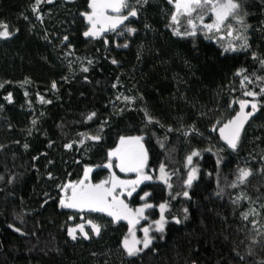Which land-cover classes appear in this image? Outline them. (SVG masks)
Segmentation results:
<instances>
[{"label": "trees", "instance_id": "1", "mask_svg": "<svg viewBox=\"0 0 264 264\" xmlns=\"http://www.w3.org/2000/svg\"><path fill=\"white\" fill-rule=\"evenodd\" d=\"M55 1L41 3L33 12L35 0H0V21L13 33L0 38V264H258L264 260V247L251 245L248 239L255 235L253 229L261 233L258 239H264V96L255 98L258 111L245 123L237 150L226 147L218 127L212 131L217 120L226 122L235 116L240 100H253L245 91L259 93L264 86L256 80L264 77V68L252 58V52L264 58V0L246 2L249 28L244 34L250 48L229 53H223L222 45L230 40L239 44L235 33L172 35L168 25L174 5L167 0H148L143 9L136 5L137 17L99 37L83 35L89 26L80 13L89 11L88 0ZM185 23L181 18V30ZM126 27L137 31L129 34ZM64 36L68 41H63ZM77 61L87 62L88 71L81 70ZM238 69L246 72L237 76ZM243 75L251 83L242 86ZM9 93L10 101L5 99ZM125 96L133 99L125 101ZM145 110L179 131L166 133V128L148 124ZM93 111L96 116L86 120ZM245 111H251L250 104ZM192 125L196 131L189 130ZM80 134L101 139L80 144L84 139ZM121 136H143L149 169L159 172L163 163L172 185L169 189L160 181L141 186L140 193H151L146 200L153 205L152 215L159 213V204H167L168 223L163 237L153 233L149 249L131 258L121 249L128 229L125 220L113 223L103 213L62 208L57 187L82 178L85 166L93 170L92 183L104 178L109 174L104 167L107 153ZM67 143L73 147L66 149ZM194 149L200 155L188 165L186 157ZM193 167L197 179L186 188L183 180ZM240 168L251 169L252 175L233 188ZM184 190L191 199L183 196ZM128 201L133 208L138 203ZM251 207L258 209L257 216L246 221L243 215ZM88 220L102 226L99 236L91 232ZM77 224H84L88 239L78 234L73 241L67 235V229Z\"/></svg>", "mask_w": 264, "mask_h": 264}, {"label": "snow or ice", "instance_id": "2", "mask_svg": "<svg viewBox=\"0 0 264 264\" xmlns=\"http://www.w3.org/2000/svg\"><path fill=\"white\" fill-rule=\"evenodd\" d=\"M49 2H51V0H49ZM167 2L170 5H174V11H172L170 15L172 23L168 25V27L172 29V35L179 38L195 37L199 31H203L207 37V34L213 31L219 33L225 30L228 36H233L235 33V40L239 41V44L230 40L226 46L222 45L223 53L237 52L250 48L248 37L244 34L249 28L246 22V17L249 15L246 7L247 0H167ZM40 3L41 0H36L35 4L32 6L33 12L38 11V5ZM147 4L148 0H135V4L130 3L129 0H88L87 8L89 11L80 13V15L87 20L89 25L87 30L83 32V35L85 37H97L106 30L115 31L118 26L124 25V22L127 21L129 17H137L138 8L136 5H140V9H143ZM181 18L186 22L183 30H181ZM206 18L210 19L211 22H205ZM234 25H239V29L235 28ZM145 27L148 28L150 26L145 24ZM126 31L129 34H133L137 29L134 27H126ZM12 34L13 33L9 30V25L6 22L0 21V38H8ZM45 39H47V37H45ZM63 41H68V36H64ZM105 43H107V41H105ZM124 46L127 47V44ZM70 54L71 53H69V55ZM252 58L254 60L259 59V64L264 68V58H258L256 52H252ZM88 63L91 64V61ZM112 63L116 64L117 61L112 60ZM83 71L87 72L88 68L84 67ZM245 72L246 69H238L236 75L240 76ZM256 80L264 83V77L256 76ZM246 81L251 83L248 75H243L240 81L241 85L243 86ZM0 87H3V85L0 84ZM113 87H116V85L114 84ZM52 88H56L55 81L52 83ZM244 95L253 97V100H240V110L236 112L235 116L228 119L226 122L217 120L216 124L212 127V131H216L218 127L220 139L224 141L226 147L231 150H237L245 123L258 111V104L255 98L258 95L264 96V86L260 87L259 93L249 90L245 91ZM5 99L10 101L11 93H9ZM40 99L43 100V97H40ZM117 99H119V97H117ZM132 99V97H124L125 101ZM249 104L251 105V111L246 112L245 108ZM95 116L96 112L93 111L88 113L85 119L91 120ZM145 116L147 117L148 124L155 123L162 129L166 128V133L174 130L179 131V129H173L171 126L166 127L158 119L152 117L147 110H145ZM33 124H35V121H33ZM189 130L196 131L195 126H190ZM183 134L187 136L189 133L185 131ZM80 135L84 136V139L79 141L80 144H84L85 140L99 141L101 139L100 135ZM143 139V136L120 137L119 144L116 148L107 153V163L104 167L110 171V175L106 179L100 180L98 183H92L89 178V173L92 169L85 166L82 178L57 185L61 193L59 205L62 208L77 209L81 212L87 209L91 212L105 213L111 218V222L113 223L126 220L128 222V234L125 235L121 241V249L123 254L130 258L138 256L145 249H149L150 245L153 244V236L150 235L151 226L142 229V239H138L134 231V226L139 224L140 220L145 219V210L152 208L153 205L146 200V198L151 195L150 192L143 193L140 199L144 201V203L135 208L125 203V199L122 197L125 193L127 197H131L141 184L145 181H152L154 179L163 181L169 189L172 188V185L169 183L170 176L166 172L163 163L160 164V175L158 177H154L145 171L148 166V150L145 148L144 143H142ZM157 142L160 144L161 148L165 147L164 142L160 140ZM25 147H27V145H25ZM64 147L66 149H71L73 144L67 143ZM210 150L211 149H209V151ZM221 150H223V148ZM199 155V150L194 149L186 157L187 164L191 165L193 157ZM113 157H115V160H113ZM49 163H51V161ZM217 163H219V160ZM113 167L118 168L122 173H135L136 177L131 180L121 179L111 171ZM261 172L264 173V169H261ZM196 173L197 169L194 167L187 173L186 179L183 180V185L186 186V188L192 187L193 181L197 179ZM48 175L51 179L52 174L48 173ZM251 175V169L240 168L236 180L233 181L230 186L234 188L237 183H244ZM0 179H2V177H0ZM220 191L222 192L223 189ZM182 194L184 197L191 199L189 191L184 190ZM219 194L220 192H217V195ZM177 195H179V193H177ZM166 207V203L159 204L160 217L153 221L155 231L160 233L161 237H163L166 224L168 223L164 215ZM183 211L185 213L184 219H187L188 209L185 208ZM244 218L247 219V214H244ZM172 219L177 224L181 223V220L177 217H173ZM252 223L255 225L256 221L253 220ZM87 224L90 225L91 232L96 236L101 234L102 226L100 224L95 223L93 220H88ZM15 230L17 232L21 231L20 228H16ZM253 231L255 235L248 237L251 245L260 244L264 247V239H258L261 233L255 229H253ZM78 234L82 236L83 239L89 238V232L85 231L84 224H77L75 227H69L67 229V235L73 241L77 240ZM241 243H243V241H241ZM247 252L249 255L252 254V246L248 247ZM93 255H95V253H93ZM237 256L240 261L244 260V257L240 256L239 252H237ZM192 264H195V261H193ZM258 264H264V260L259 261Z\"/></svg>", "mask_w": 264, "mask_h": 264}, {"label": "rangeland", "instance_id": "3", "mask_svg": "<svg viewBox=\"0 0 264 264\" xmlns=\"http://www.w3.org/2000/svg\"><path fill=\"white\" fill-rule=\"evenodd\" d=\"M35 2H36V0H35ZM46 2H49V0H41V3H46ZM40 3V4H41ZM39 4V5H40ZM38 5V6H39ZM209 22H211V20L209 21ZM77 64H78V66H79V68L81 69V70H83V68L84 67H87V62H85V61H77ZM120 141V140H119ZM119 141H118V143H117V145L119 144ZM116 145V146H117ZM116 146L113 148V149H115L116 148ZM113 160H115V157H113ZM145 171H147L149 174H151V175H153L154 177H158L159 175H160V172H154V171H152L151 169H145ZM135 177H136V175H135V173L134 174H131L130 176H128V177H126V178H128V179H135ZM156 182H160V180H158V179H154V180H152V181H145L144 183L145 184H151V183H156ZM161 182H163V181H161ZM143 195V193H141V195H139V197H137L136 198V200L138 201V203L137 204H134V208L135 207H139L142 203H144V201H142L141 199H140V197ZM148 203H150L151 204V202H149V201H147ZM151 209L152 208H149V209H146L145 211H147V213L145 214V219H142V220H140V222H139V224H137V225H135L134 227V231L136 232V236H137V238L138 239H142V237H143V232H142V229L144 228V227H148V226H151V231H150V235H152L153 233H158V232H156L155 231V225L153 224V221H155V220H157V219H159V217H160V209H159V207L157 208V210L159 209V213L158 214H156V213H154V215H152L153 213V211L152 212H150L151 211ZM85 210H87V209H85ZM254 210V211H253ZM257 213H258V209H256V208H254V207H251L245 214H247V219H245L244 218V215H243V218H244V220H249L250 218H254V217H256L257 216ZM126 221V220H125ZM127 222V221H126ZM127 224H128V222H127ZM127 234H128V229H127Z\"/></svg>", "mask_w": 264, "mask_h": 264}, {"label": "flooded vegetation", "instance_id": "4", "mask_svg": "<svg viewBox=\"0 0 264 264\" xmlns=\"http://www.w3.org/2000/svg\"><path fill=\"white\" fill-rule=\"evenodd\" d=\"M64 1H67V2H70V1H74V0H64ZM54 2H56L55 0H51V2H48L47 4H52V3H54ZM89 10V9H88ZM125 14H126V12H125ZM87 21V20H86ZM87 24H88V22H87ZM89 26V25H88ZM119 27V26H118ZM108 30H106V31H104V32H102L99 36H101V35H103V34H105L106 32H107ZM99 36H97V37H99ZM143 143V142H142ZM146 169H148L149 170V167L147 166V168ZM112 172H114L118 177H120L121 179H128V178H126V177H128V176H130L131 174H134V173H122V172H120V170L118 169V168H116V167H113V169L111 170ZM108 173L109 174H107L104 178H102L101 180H104V179H106L109 175H110V171L108 170ZM92 174H93V170L89 173V178H90V180H92L93 179V177H92ZM136 175V174H135ZM130 180V179H129ZM100 181V180H99ZM98 181V182H99ZM97 182V183H98ZM145 183H143V184H141L137 189H136V191L133 193V195L131 196V197H127V194L125 193V195L122 197L123 199H125V201L126 202H129L128 200H132L133 201V203H134V201L136 200V198L137 197H139V195H141V193H140V188H141V186L142 185H144ZM89 211V210H88ZM103 214H105V213H103ZM127 223V222H126ZM128 225V224H127ZM135 228V227H134Z\"/></svg>", "mask_w": 264, "mask_h": 264}]
</instances>
